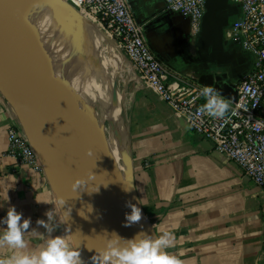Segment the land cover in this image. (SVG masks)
I'll list each match as a JSON object with an SVG mask.
<instances>
[{
    "label": "crops",
    "instance_id": "obj_1",
    "mask_svg": "<svg viewBox=\"0 0 264 264\" xmlns=\"http://www.w3.org/2000/svg\"><path fill=\"white\" fill-rule=\"evenodd\" d=\"M131 7L144 23L145 37L156 57L170 69L197 80L203 72L190 20L169 10L164 0H131ZM231 28L224 32L226 50L233 42L227 35ZM242 53L245 56L234 68L240 76L251 66L243 47ZM125 61L131 63L128 57ZM128 76L122 82V100L107 113L112 126L118 125L123 144L118 161L113 162L132 182L158 235L173 234V246L167 251L182 264H264L263 188L189 129L157 92L145 88L134 74ZM83 91L76 92L84 95ZM17 121L0 92V217L14 206L31 221L25 234L27 247L18 250L0 245V260L44 246L49 234L38 220L53 227L55 235L71 236L45 172L18 165L7 153L8 129Z\"/></svg>",
    "mask_w": 264,
    "mask_h": 264
},
{
    "label": "water",
    "instance_id": "obj_2",
    "mask_svg": "<svg viewBox=\"0 0 264 264\" xmlns=\"http://www.w3.org/2000/svg\"><path fill=\"white\" fill-rule=\"evenodd\" d=\"M60 1L75 9L66 0ZM239 15L240 7L229 0H206L201 30L197 34L203 72L197 81L234 102L238 99L236 81L241 77L234 73V68L245 54L239 40H233L225 49L224 32L226 27H233ZM23 53L24 45L17 48L15 44L8 52L0 38V92L43 165L60 206L61 201L65 202L62 214L64 220L69 216L65 222L70 235L75 233L81 242L85 264H90L89 258L93 255L89 249L104 246L105 232H115L123 238H131L140 231L158 235L132 182L122 176L114 163L100 155L42 85L22 69L15 54ZM246 57L250 63V57ZM218 69L226 71L212 72ZM77 178L84 185L75 188L73 182ZM125 187L131 190L125 191ZM129 202L141 208L142 219L125 226V214L131 211Z\"/></svg>",
    "mask_w": 264,
    "mask_h": 264
},
{
    "label": "built area",
    "instance_id": "obj_3",
    "mask_svg": "<svg viewBox=\"0 0 264 264\" xmlns=\"http://www.w3.org/2000/svg\"><path fill=\"white\" fill-rule=\"evenodd\" d=\"M90 19L111 32L119 47L137 71L145 88L157 92L173 108L178 119L212 144L241 168L243 175L264 190V0H230L240 7V18L228 30L232 40H239L249 54L251 66L236 81L238 99L230 101L223 118L200 113L206 103L202 91L206 86L195 78L166 66L151 50L144 24L137 19L131 0H66ZM169 10L190 19L191 34L202 26L206 0H164ZM8 155L45 172L20 123L8 129ZM2 174H0V182Z\"/></svg>",
    "mask_w": 264,
    "mask_h": 264
},
{
    "label": "rangeland",
    "instance_id": "obj_4",
    "mask_svg": "<svg viewBox=\"0 0 264 264\" xmlns=\"http://www.w3.org/2000/svg\"><path fill=\"white\" fill-rule=\"evenodd\" d=\"M13 4H17V8L19 4L22 11L27 13L30 18L27 27L24 24L25 20L18 21L12 16ZM37 4L38 0H0V29L12 35V45L15 44L17 48L18 45L20 47L24 45V51L33 57V59L30 58L31 65L36 64L38 58L41 67L49 65L52 69L55 67L60 69L61 78L52 72L47 74L50 84L61 92L63 100L73 108L77 116L74 118L82 129L85 130L89 125L91 128L97 127V130L101 132H98L101 138L104 137L105 144L108 143L110 158L117 162L119 150L123 144L118 125L112 126L107 113L109 109H116L118 101L122 100V82L125 78H129V74L138 77L137 71L131 63L128 65L125 61L127 56L111 32L94 22L83 11L73 9L76 15L68 19L67 17L58 18L43 8V12L40 10L42 14L38 11L37 15H39L35 16L33 14H36L34 10H37ZM43 19L46 24L42 23L43 26H41L40 22L44 21ZM51 20L55 26L48 24V27L47 23L51 24ZM91 24L94 28L96 27L95 33L87 29V26ZM29 27H33V31ZM34 30L38 38L33 35L30 37L29 32L34 33ZM100 34H102L101 37ZM75 84L78 85L74 89ZM79 88L84 90L82 92L84 95L76 92ZM52 93L56 94V91ZM110 151L114 155L110 154ZM120 161L122 162V159Z\"/></svg>",
    "mask_w": 264,
    "mask_h": 264
},
{
    "label": "clouds",
    "instance_id": "obj_5",
    "mask_svg": "<svg viewBox=\"0 0 264 264\" xmlns=\"http://www.w3.org/2000/svg\"><path fill=\"white\" fill-rule=\"evenodd\" d=\"M214 89L206 86L202 95L206 103L199 109L200 113L215 118H223L229 109V104L218 96H214ZM74 187L83 186L84 181L77 178ZM131 187H125L130 191ZM8 199V198H7ZM61 201V207L64 205ZM131 209L125 214V226L138 223L142 219V210L136 204L128 203ZM48 219L52 214L48 213ZM69 216H65L67 222ZM30 219L24 218L14 206L7 209L6 216L0 217V225L4 230L0 232V245H7L13 249L22 250L27 247L25 234L30 228ZM49 234L43 247L31 252H18L8 259L0 260V264H85L81 255V242L72 236L55 235L54 229L44 220H38ZM104 246L91 248L90 264H182L181 260L167 251L173 246L174 236L171 232L164 231L157 235L155 232L140 231L131 238H123L117 233L105 232Z\"/></svg>",
    "mask_w": 264,
    "mask_h": 264
},
{
    "label": "bare ground",
    "instance_id": "obj_6",
    "mask_svg": "<svg viewBox=\"0 0 264 264\" xmlns=\"http://www.w3.org/2000/svg\"><path fill=\"white\" fill-rule=\"evenodd\" d=\"M13 9L11 10L14 14L12 16H14L15 18H17L16 20L19 21L20 20H25L26 22L24 23L25 26L27 27V25L30 23V18L28 17L27 13L25 11H22V7L18 4V8H17V4H13ZM43 8L47 9L48 12H51L52 14H54L56 17L60 18H64L67 17L68 19L73 18L76 15V12L73 10L72 7H70L69 5H67L65 2H62L60 0H38V4H37V10L35 9V13L33 14L35 16H38L39 14H42L40 10H42L43 12ZM44 9V10H45ZM40 11V13L37 15V12ZM46 12V10H45ZM9 13V12H8ZM49 13V14H51ZM45 14V13H44ZM47 14V13H46ZM60 14V15H59ZM11 16V15H10ZM42 16V15H41ZM52 16V15H51ZM51 18V17H50ZM58 18H56V20H59ZM10 19V18H9ZM47 19V18H46ZM44 20V19H43ZM48 20V19H47ZM54 21V20H53ZM11 22V21H10ZM46 22L45 20L40 22V25ZM50 22V20H49ZM59 22V21H58ZM75 22V21H74ZM51 25L53 24V26H55L51 20V24L47 23V25ZM41 25V26H43ZM48 25V27H49ZM59 25V24H58ZM35 27V26H34ZM37 27V26H36ZM47 27V28H48ZM57 27V25H56ZM54 27V28H56ZM16 28V27H15ZM14 28V29H15ZM31 30L33 29V27H29ZM52 29H54L53 27H51ZM59 28V27H58ZM96 28V27H95ZM95 28L93 27V25H88L87 29L88 31H92V33H95ZM23 29V28H22ZM25 29V28H24ZM28 29V28H27ZM29 29V30H30ZM85 29V28H84ZM26 30V29H25ZM49 32L50 29L48 28ZM56 30V29H55ZM33 31V30H32ZM29 32L30 33V37L33 35V37H37L38 38V34L33 32ZM89 31V32H90ZM98 32V31H97ZM27 33V32H26ZM104 34V33H103ZM28 35V34H27ZM102 34H100L101 37ZM92 36V35H91ZM15 37V36H14ZM94 37V36H93ZM97 37V36H96ZM0 38L6 48V50L9 52L12 44H13V37L11 34L6 33L4 30L0 29ZM104 38V37H103ZM93 39V38H92ZM95 39V38H94ZM102 41V40H101ZM108 46V45H107ZM57 53V52H56ZM59 56V54H58ZM16 60L18 62V64L22 67V69L24 71H26L27 73H29L35 80H37L40 85H42V87L48 92V94L54 99V102L60 106L70 117L71 120L74 121V123L78 126V128L82 131V133L86 136L87 140L90 142V144L100 153V155H102V157H104L108 162L110 163H114L113 160L110 158L109 156V151L107 149L108 147V143L105 144V140L104 137L101 138L100 134L101 132H99V130H97L96 126H93L91 128V125L86 126L85 130L80 128L78 123L76 122L75 118H77L76 114L74 113L73 108L63 100V96L61 94V92L57 91L54 87H52V85L50 84V80L48 79L47 74L49 75V72L54 73L55 75L58 76V78H61V71L59 68L57 67H53L54 69H52L49 65H45V67H41L40 64V59H36L37 63L36 64H32L31 65V59H33V57H31L30 55H28V53H26V51H24V53L22 55H18L15 54ZM31 58V59H30ZM39 61V62H38ZM52 63V62H51ZM72 63V62H71ZM56 76V78H57ZM55 79V77H53ZM64 81V80H63ZM52 91H56V94H53ZM87 110V109H86ZM88 113V112H87ZM99 132V133H98ZM102 135V134H101ZM103 136V135H102ZM106 139V137H105ZM107 141V140H106ZM107 145V146H106ZM114 149V148H112ZM110 154L114 155L111 151ZM119 158V157H117ZM116 158V159H117ZM116 169H117V164H113Z\"/></svg>",
    "mask_w": 264,
    "mask_h": 264
},
{
    "label": "flooded vegetation",
    "instance_id": "obj_7",
    "mask_svg": "<svg viewBox=\"0 0 264 264\" xmlns=\"http://www.w3.org/2000/svg\"><path fill=\"white\" fill-rule=\"evenodd\" d=\"M250 61H251V59H250ZM251 63V62H250Z\"/></svg>",
    "mask_w": 264,
    "mask_h": 264
}]
</instances>
